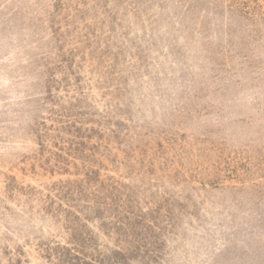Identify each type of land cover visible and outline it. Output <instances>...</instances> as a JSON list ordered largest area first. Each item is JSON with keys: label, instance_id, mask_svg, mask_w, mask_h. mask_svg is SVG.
<instances>
[{"label": "rangeland", "instance_id": "rangeland-1", "mask_svg": "<svg viewBox=\"0 0 264 264\" xmlns=\"http://www.w3.org/2000/svg\"><path fill=\"white\" fill-rule=\"evenodd\" d=\"M0 264H264V0H0Z\"/></svg>", "mask_w": 264, "mask_h": 264}]
</instances>
